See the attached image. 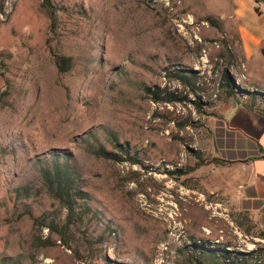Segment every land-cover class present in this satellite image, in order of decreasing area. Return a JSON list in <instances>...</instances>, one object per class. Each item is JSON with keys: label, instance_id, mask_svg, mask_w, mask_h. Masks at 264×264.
Here are the masks:
<instances>
[{"label": "rangeland", "instance_id": "obj_1", "mask_svg": "<svg viewBox=\"0 0 264 264\" xmlns=\"http://www.w3.org/2000/svg\"><path fill=\"white\" fill-rule=\"evenodd\" d=\"M49 2L0 0V264H264L259 151L226 123L264 117V3ZM65 161L86 198L64 235L40 169Z\"/></svg>", "mask_w": 264, "mask_h": 264}, {"label": "trees", "instance_id": "obj_2", "mask_svg": "<svg viewBox=\"0 0 264 264\" xmlns=\"http://www.w3.org/2000/svg\"><path fill=\"white\" fill-rule=\"evenodd\" d=\"M44 5L46 6L47 10L50 13H53V7L50 4L49 0H43ZM260 2L264 3V0H260ZM55 65L60 73H65L68 72L72 66H73V60L71 57L68 56H62V55H57L55 57ZM177 79L183 81L182 75L179 73H174L173 75ZM224 79L226 81V85L229 87L230 91L233 92V83L231 81V78L228 76V74L225 72L224 73ZM143 91L145 93H152L153 95L156 96L155 100L160 101L163 100L165 102H170L171 99L169 97H166L165 99H162L157 96L156 92H152L148 87H144ZM255 93L252 94L254 96ZM264 98V97H263ZM251 108V107H250ZM118 148H120V151L122 152H127L126 150L122 149L121 145H117ZM259 151L262 152V157L264 158V151L263 149L259 148ZM93 153L97 157L105 158V159H113L116 160L115 158H119L117 155H115L112 152L106 151L102 147H99L97 149L93 150ZM40 175L41 178L48 190V192L56 199L58 200L66 209L67 214H66V219L64 224L59 227V230H62V234H66V230L69 228L70 225L74 224L75 221V205L77 200L85 199L86 194L83 191H80L76 187L75 183V177H74V172L72 167L65 162L62 164H56L53 168H48V167H43L40 169ZM49 231H53L54 227H47ZM56 228V227H55ZM42 244H49V239L44 240ZM201 247V246H200ZM202 249V248H201ZM206 249H211V248H206ZM205 249V250H206ZM204 250V251H205ZM203 251V252H204ZM206 252V251H205ZM222 256L227 260L231 259H237L240 258L239 256H234L233 253H229V251L222 249ZM237 255V254H235ZM242 260L244 258L242 257ZM198 264H201L200 261H198Z\"/></svg>", "mask_w": 264, "mask_h": 264}, {"label": "crops", "instance_id": "obj_3", "mask_svg": "<svg viewBox=\"0 0 264 264\" xmlns=\"http://www.w3.org/2000/svg\"><path fill=\"white\" fill-rule=\"evenodd\" d=\"M226 121L231 131L236 134V147L244 151L248 145L263 149L264 151V117L249 108H239L237 111L228 113ZM243 155V154H242ZM259 151L258 155H251L242 159L243 170L247 177V199L258 206H264V158Z\"/></svg>", "mask_w": 264, "mask_h": 264}]
</instances>
